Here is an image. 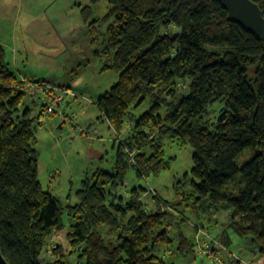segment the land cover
<instances>
[{"label": "trees", "instance_id": "trees-1", "mask_svg": "<svg viewBox=\"0 0 264 264\" xmlns=\"http://www.w3.org/2000/svg\"><path fill=\"white\" fill-rule=\"evenodd\" d=\"M87 1L80 10L83 20L94 34L102 29L103 48L96 53L106 58L104 69L119 73L97 106L118 135L126 125V134L113 169L86 174L77 201L62 205L39 182L35 117L28 108L19 112L27 81L10 69L0 45L3 256L10 264H177L175 257L191 264L200 255L195 250L203 238L199 230L205 229L200 219L226 212L228 227L251 235L264 257V40L232 21L215 0ZM102 1L107 11L91 19L92 7ZM253 1L264 17V0ZM146 100L150 107L136 116ZM215 103L221 107L209 117ZM166 137L193 148V166L183 181L188 191L172 201L152 192L156 208L142 199L146 187L119 195L128 169L141 179L170 167ZM248 148L257 150L238 165ZM182 205L199 223L192 225L194 237L184 227L190 218ZM64 208L70 218L65 236ZM218 237L228 246L226 230ZM175 243V251H164L165 259L163 249ZM188 254L192 261H186Z\"/></svg>", "mask_w": 264, "mask_h": 264}, {"label": "rangeland", "instance_id": "rangeland-1", "mask_svg": "<svg viewBox=\"0 0 264 264\" xmlns=\"http://www.w3.org/2000/svg\"><path fill=\"white\" fill-rule=\"evenodd\" d=\"M99 3L100 13L105 10V5L103 1ZM87 4V0H0L3 59L17 77L27 81L25 99L19 112L26 108L31 110L32 115L41 112V116L34 121L37 125L34 146L39 154L38 179L42 188L64 206L77 201L76 191L86 174L98 168L113 169L120 140L127 129L125 125L118 135L97 106L98 97L117 81L119 73L115 69H104L106 58L102 53H96L103 48L102 29L94 34L83 20L80 10ZM185 86L186 82L182 81L181 91L185 92ZM49 88L62 90L59 93L62 104L56 107L53 114L42 110L45 104L51 103L46 90ZM63 89L70 92L66 94ZM150 104L146 100L135 110V115L142 114ZM220 107L221 103H215L209 117L215 116ZM163 147L166 157H171L170 167L158 175L141 179L137 178L133 169H128L123 184L118 188L119 195L126 197L130 189L146 187L142 199L148 207L156 208L157 201L151 197L152 192L161 199L172 201L181 197L180 192L188 191L189 187L183 181L184 174L190 173L193 166L192 146L166 137ZM256 150L245 149L237 157V164L242 165ZM160 207L168 210L162 203ZM179 209L190 218V225L186 223L184 227L187 234L194 237L196 231L193 226L199 224L197 218L186 206H179ZM61 219L65 226L61 233L65 236L70 224L66 208L62 210ZM199 222L203 224L204 232L217 240L218 234L227 230L231 239L229 249L243 259L253 257L257 243L251 235L235 233L228 227L227 218L214 215L209 221L205 215ZM171 229L174 235L176 227ZM200 234L201 237L204 235ZM57 239L63 249L62 239ZM53 240L55 235L48 239L49 242ZM63 242L66 244L65 240ZM176 246L175 243L164 248L162 256H165L164 251H175ZM42 257L53 259L47 253H43ZM189 260H193L190 255L186 261ZM173 261L183 264L181 257H175ZM191 264L213 263L206 255H196Z\"/></svg>", "mask_w": 264, "mask_h": 264}, {"label": "built area", "instance_id": "built-area-1", "mask_svg": "<svg viewBox=\"0 0 264 264\" xmlns=\"http://www.w3.org/2000/svg\"><path fill=\"white\" fill-rule=\"evenodd\" d=\"M46 90H53V92L56 91V94L51 93V95H48L52 104H47L45 110L46 113H52L55 111L56 107H60V104H62L59 95L62 90L57 88H49ZM63 92L67 94L70 91L69 89H63ZM199 232L204 235H202V239L198 240L195 250L200 255H206L208 259H211L213 264H256L254 261H248L239 257L235 252L231 251L226 244L211 237L204 231L199 230Z\"/></svg>", "mask_w": 264, "mask_h": 264}, {"label": "water", "instance_id": "water-1", "mask_svg": "<svg viewBox=\"0 0 264 264\" xmlns=\"http://www.w3.org/2000/svg\"><path fill=\"white\" fill-rule=\"evenodd\" d=\"M228 13V17L245 30L264 40V17L259 5L253 0H215ZM0 264H10L0 249Z\"/></svg>", "mask_w": 264, "mask_h": 264}, {"label": "crops", "instance_id": "crops-1", "mask_svg": "<svg viewBox=\"0 0 264 264\" xmlns=\"http://www.w3.org/2000/svg\"><path fill=\"white\" fill-rule=\"evenodd\" d=\"M103 4L105 5V10L103 11V12H98L99 11V5H100V3H97V4H95L93 7H92V9H93V19H99V18H101L102 16H103V14L107 11V9H108V3H107V1H103ZM94 15H98V16H96V17H94ZM54 112H56V111H54ZM30 116L31 117H35V119H38L39 118V116H41V112L40 113H37V114H33L32 115V112H31V110H30ZM39 125V124H38ZM38 151V150H37ZM224 213V214H223ZM216 216H220V217H222V218H227V213L226 212H219V213H217V214H215ZM228 220V219H227ZM224 231V230H223ZM226 232H227V230H226ZM222 232H220L219 234H221ZM236 233V232H235ZM218 234V235H219ZM227 234H228V232H227ZM228 237H229V241H228V244L231 242V239H230V236H229V234H228ZM249 260H251V261H254V262H256V264H263L264 263V257L263 256H260L259 255V253H258V249H257V247H256V251H254L253 250V257L252 258H250Z\"/></svg>", "mask_w": 264, "mask_h": 264}, {"label": "bare ground", "instance_id": "bare-ground-1", "mask_svg": "<svg viewBox=\"0 0 264 264\" xmlns=\"http://www.w3.org/2000/svg\"><path fill=\"white\" fill-rule=\"evenodd\" d=\"M208 233V232H207ZM209 235H211V234H209ZM212 236V235H211ZM214 238H216V237H214Z\"/></svg>", "mask_w": 264, "mask_h": 264}]
</instances>
